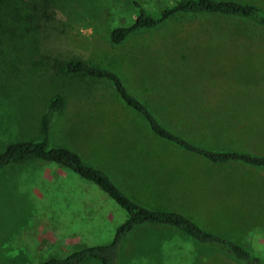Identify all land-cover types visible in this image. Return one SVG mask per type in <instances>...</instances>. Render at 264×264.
Returning <instances> with one entry per match:
<instances>
[{
  "label": "rangeland",
  "instance_id": "rangeland-1",
  "mask_svg": "<svg viewBox=\"0 0 264 264\" xmlns=\"http://www.w3.org/2000/svg\"><path fill=\"white\" fill-rule=\"evenodd\" d=\"M136 1L0 0V151L39 140V117L60 93L49 140L103 170L134 201L176 210L264 258V168L214 164L158 139L108 81L66 75L81 60L116 72L159 124L215 150L264 156V26L255 18L176 14L121 44ZM251 2L264 11V0ZM125 212L96 185L35 159L0 169V264H37L109 241ZM119 264H241L171 227L144 224ZM82 264H98L88 259Z\"/></svg>",
  "mask_w": 264,
  "mask_h": 264
},
{
  "label": "trees",
  "instance_id": "trees-1",
  "mask_svg": "<svg viewBox=\"0 0 264 264\" xmlns=\"http://www.w3.org/2000/svg\"><path fill=\"white\" fill-rule=\"evenodd\" d=\"M138 13L126 26L113 28L109 33L112 44H121L132 33L156 27L170 17L180 14H218L230 17L255 18L264 26V11L251 2L236 0H174L171 4L158 7L149 12L136 2ZM66 75H82L92 79L108 81L123 104L138 113L147 123L149 130L158 139L181 150L198 155L214 164L239 162L252 167L264 168V156L237 150H215L188 141L180 134L171 132L157 121L150 109L134 94L128 91L120 76L113 70L92 66L84 61L75 60L61 64ZM65 99L56 93L47 101L39 117V140L13 141L0 151V169L6 165L29 160H43L66 168L84 180L96 185L118 207L125 212L109 241L87 245L73 250L62 257H50L37 264H82L88 259L98 264H119V250L123 240L137 227L149 224L171 227L183 233L188 239L200 246L224 254L241 264H264V258L252 254L229 238L202 229L194 221L176 210L153 209L144 206L125 194L101 169L87 165L80 154L62 146L50 144L51 123L63 108Z\"/></svg>",
  "mask_w": 264,
  "mask_h": 264
}]
</instances>
